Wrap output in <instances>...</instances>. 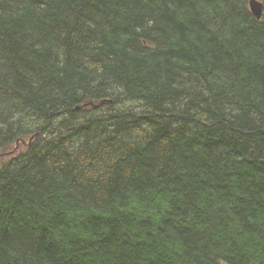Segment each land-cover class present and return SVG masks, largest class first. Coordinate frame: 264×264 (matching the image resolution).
<instances>
[{"label": "trees", "instance_id": "obj_1", "mask_svg": "<svg viewBox=\"0 0 264 264\" xmlns=\"http://www.w3.org/2000/svg\"><path fill=\"white\" fill-rule=\"evenodd\" d=\"M0 0V264H264V0Z\"/></svg>", "mask_w": 264, "mask_h": 264}, {"label": "water", "instance_id": "obj_2", "mask_svg": "<svg viewBox=\"0 0 264 264\" xmlns=\"http://www.w3.org/2000/svg\"><path fill=\"white\" fill-rule=\"evenodd\" d=\"M250 10L253 13V15L258 19H262L263 15V3L259 0H251L250 1Z\"/></svg>", "mask_w": 264, "mask_h": 264}]
</instances>
